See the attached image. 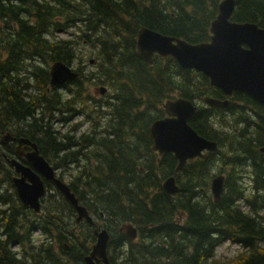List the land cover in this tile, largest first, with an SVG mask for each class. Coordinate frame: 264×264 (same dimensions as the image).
<instances>
[{
    "label": "trees",
    "instance_id": "trees-1",
    "mask_svg": "<svg viewBox=\"0 0 264 264\" xmlns=\"http://www.w3.org/2000/svg\"><path fill=\"white\" fill-rule=\"evenodd\" d=\"M220 1L0 0L2 128L35 143L54 169L64 168L79 204L109 221V264H264V108L241 91L228 108L200 105L205 96L223 98L207 77L170 56L154 55L148 63L136 52L141 27L208 41ZM234 2L232 21L264 27V0ZM80 41L94 66L88 72L78 66L77 78L48 90V66L79 63ZM87 82L108 92L90 96ZM177 97L197 107L188 124L218 149L175 174L172 154L153 153L149 127L164 116V102ZM79 115L85 130L76 126ZM221 174L215 203L209 188ZM0 176V264H83L95 243V222L76 224L57 191L55 201L46 197L48 217L41 222L19 204L1 167ZM171 176L179 191L168 197L162 183ZM47 186L48 195L55 193ZM128 224L137 233L133 242L119 233ZM227 242L241 252L214 261Z\"/></svg>",
    "mask_w": 264,
    "mask_h": 264
},
{
    "label": "water",
    "instance_id": "water-1",
    "mask_svg": "<svg viewBox=\"0 0 264 264\" xmlns=\"http://www.w3.org/2000/svg\"><path fill=\"white\" fill-rule=\"evenodd\" d=\"M234 0H221L217 14L210 22L208 41L190 43L173 36L163 35L156 31L141 27L136 35V52L146 62L151 63L153 56H170L179 67L193 69L208 78L210 85L229 97L235 91L247 94L251 99L264 107V27L255 23L232 21ZM49 86L61 85L78 76L69 66L61 61L53 62L49 67ZM105 88H100L103 93ZM203 103L212 108H226L235 104L228 98L218 99L210 96L203 98ZM165 116L154 120L149 133L152 140V151L162 155L170 153L176 160L174 173L185 166L190 159H206L208 154L217 150V143L198 135L188 124L196 106L189 100L177 97L166 100L163 104ZM16 140L25 144L32 151L25 155L29 166H23L16 160L8 163L14 167L20 177L13 179V187L21 205L35 214L40 212V200L45 196L43 180L51 182L69 203L76 214L75 222L85 221L93 225L87 210L79 205L70 188L57 178L55 169L39 154L37 145L27 138H15L5 134L4 139ZM264 152V147L261 148ZM224 177L216 176L210 184L213 201H219L223 192ZM162 191L171 197L179 191L174 176L165 179ZM126 239L133 242L137 233L131 225H124L119 230ZM95 244L87 246L90 250L84 257V264H109L107 244L109 235L106 230L94 231ZM67 248V247H66Z\"/></svg>",
    "mask_w": 264,
    "mask_h": 264
},
{
    "label": "rangeland",
    "instance_id": "rangeland-1",
    "mask_svg": "<svg viewBox=\"0 0 264 264\" xmlns=\"http://www.w3.org/2000/svg\"><path fill=\"white\" fill-rule=\"evenodd\" d=\"M71 30H74V27H72ZM54 35H59V34L56 33ZM63 37H69V35L65 34ZM79 48H80V51H79V53H80V59L82 61L80 60L81 62L79 61V63H77V61L74 62V64H72L71 67L73 69H75L78 66H80V67H83L82 69L85 72H88V70L92 69V67L94 66V63H95L93 61L94 60L93 59V56H89L88 57V55H86V53H88L90 51V49L87 48L85 46V44H82L81 41H80ZM89 60H91V61L89 62ZM84 86L86 87V91H88V93L90 94V96H93L95 98H99L100 95H103V93L100 92V88L103 87L104 85H96L95 86V85H91L89 82H87V83H84ZM106 92H108V91L106 90ZM90 99H91V97L88 100H90ZM199 104L204 106V103L203 102H199ZM74 120H75L76 126H78V130L79 131L80 130H83V129L85 130L87 128V122L84 121V118L81 117V115L75 117ZM9 125L10 124L8 123V127H9ZM55 125H56V123H55ZM57 129H60L59 131H62L64 129H66V128H65V126H62V127L57 126ZM5 140L7 141L8 139L5 138L4 141ZM76 170H77V167L75 165H73V168L71 169V174L75 175L76 174ZM63 171H65L64 168H61L60 170L57 169V174L59 176H62ZM217 171H218V165H217V167H214L213 168V173L216 174ZM221 175L223 176V174H221ZM0 179H2V176H0ZM63 179L67 183H69V181H70L69 179H67V176L63 177ZM244 185L247 186V187L250 186L249 185V182L246 181V180L244 181ZM93 221L99 227V229H104L105 226L109 225V221L108 220L105 221V220H103V218L99 219V218H97V217L94 216L93 217ZM74 230L75 229H73V231ZM33 236L35 238H38L39 233L36 231V232H34ZM92 244H94V243H92ZM239 252H241V248L240 247H238L237 245H234L232 243H228L227 242V243H224L222 246H220V247H218L216 249V253H215V255H214L213 258H214V261H219V260H224V259H230V258H233L236 255H238Z\"/></svg>",
    "mask_w": 264,
    "mask_h": 264
},
{
    "label": "flooded vegetation",
    "instance_id": "flooded-vegetation-1",
    "mask_svg": "<svg viewBox=\"0 0 264 264\" xmlns=\"http://www.w3.org/2000/svg\"><path fill=\"white\" fill-rule=\"evenodd\" d=\"M233 95V94H232ZM222 96H223V98L222 99H226V98H229V97H226V96H224L223 94H222ZM214 98H216V97H214ZM218 99H220V98H218ZM235 104H236V102H235ZM234 104V105H235ZM216 109H225V108H216ZM165 114V113H164ZM159 119V118H158ZM3 124V123H2ZM2 124H1V122H0V167L1 168H3V169H5L6 171H7V174H8V176L6 177V178H10V181L12 182L13 181V179H15V178H18V177H20L19 175H17L16 173H15V169H14V167L13 166H11L9 163H8V161L9 160H12V159H14V160H16L18 163H20L21 165H23V166H29L30 167V164L26 161V159H25V155L26 154H28V153H30L31 151H32V148L31 147H29V146H26L25 144H19L16 140H8L7 142H5V143H3L1 140H2V138H3V136H4V134L5 133H7V129L3 126V128H2ZM5 126H8V124H5ZM8 133H9V131H8ZM11 134V133H10ZM10 136H12V137H15V138H19V137H23V136H15V135H10ZM153 153H156V152H154L153 151ZM39 154H41L40 153V151H39ZM158 156H161V155H159L158 153H156ZM165 154V153H164ZM170 154V153H169ZM163 155V154H162ZM30 168H32V167H30ZM43 183H44V187H45V189L48 191V189H50V187L49 186H47L48 184H50V186H51V189L53 190V192H55V193H52L51 194V192H49L51 195H48V192H47V194H46V196L45 197H43L41 200H40V205H41V212L39 213V214H35V213H33L31 210H29V209H27V208H25L26 210H29L30 211V213L32 214V215H35V219H40V217H41V219H40V221L41 222H43L44 221V219L45 218H47L48 216L47 215H45L44 214V212H43V210H44V203H45V201H46V197L48 196H51V198H54L53 199V201H55V199L57 198V195H56V190L54 189V187H53V185H52V183L51 182H49V181H47V180H43ZM49 187V188H48ZM14 192V191H13ZM58 194H59V192H58ZM17 198V197H16ZM18 200V199H17ZM19 202V201H18ZM20 204V203H19ZM23 207V206H22ZM71 207V206H70ZM58 208V207H57ZM72 208V207H71ZM85 209H86V207H84ZM59 209H65L64 207H59ZM73 210V209H72ZM87 210V209H86ZM74 211V210H73ZM69 213V211L67 210L66 211V214H68ZM75 213V212H74ZM87 213H88V215H89V217L91 218V220L93 221V217L95 216L96 217V215L95 214H91L88 210H87ZM100 217H102V215L100 214ZM75 219H76V215H75ZM74 219V220H75ZM84 222V221H83ZM82 221L80 222V224H84ZM93 223V225L94 226H92V225H89V226H91V227H96L95 226V224H94V222H92ZM120 230V229H119ZM120 233V232H119ZM121 234H123V233H121ZM84 259V258H83ZM84 264V263H83Z\"/></svg>",
    "mask_w": 264,
    "mask_h": 264
},
{
    "label": "bare ground",
    "instance_id": "bare-ground-1",
    "mask_svg": "<svg viewBox=\"0 0 264 264\" xmlns=\"http://www.w3.org/2000/svg\"><path fill=\"white\" fill-rule=\"evenodd\" d=\"M3 138H4V136H3ZM3 138H2V140H1L2 142H3Z\"/></svg>",
    "mask_w": 264,
    "mask_h": 264
}]
</instances>
